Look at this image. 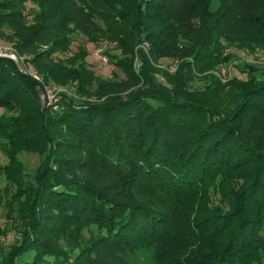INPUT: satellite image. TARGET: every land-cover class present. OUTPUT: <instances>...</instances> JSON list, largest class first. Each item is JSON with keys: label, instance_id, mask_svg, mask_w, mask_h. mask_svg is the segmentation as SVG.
Wrapping results in <instances>:
<instances>
[{"label": "trees", "instance_id": "obj_1", "mask_svg": "<svg viewBox=\"0 0 264 264\" xmlns=\"http://www.w3.org/2000/svg\"><path fill=\"white\" fill-rule=\"evenodd\" d=\"M6 28L45 83L77 84L40 106L38 81L0 57V202L17 219L0 264H264V65L203 89L146 72L122 95L126 79L72 51L78 32L145 61L147 41L203 72L230 46L264 53V0H0Z\"/></svg>", "mask_w": 264, "mask_h": 264}, {"label": "rangeland", "instance_id": "obj_2", "mask_svg": "<svg viewBox=\"0 0 264 264\" xmlns=\"http://www.w3.org/2000/svg\"><path fill=\"white\" fill-rule=\"evenodd\" d=\"M30 5V3L28 4ZM6 35H0V49L2 53L0 57L10 58L14 61L15 65L20 72L29 74L39 83L37 86L40 96V106L50 107L54 105V102L60 96L61 93H72L75 90L76 82L65 80H51L49 83H45L43 75L39 73L36 65L29 61L26 57V53L21 51L15 46L13 38L10 37V31L6 28ZM79 46H83L87 49L88 55L86 61L96 75L101 76L111 82L126 79L127 81L120 86L121 93L128 94L137 88L144 87L143 75L148 73L158 78L160 81L165 82L166 85L171 86L177 84L183 77V74L190 73L191 76L187 79L189 87L195 89H203L205 85L210 84L211 80L219 79L223 83H227L234 79L235 76H245L241 73L244 65L249 63L263 64L264 65V53L260 50L251 51L245 48L228 47L226 51L231 57L221 64L216 65L213 68L199 71L197 68L185 67V61L187 57L182 56H162L155 58L150 52V43L144 41L140 46L146 52L145 61H142L140 57L132 50L131 45L128 42L121 43L119 39H107L102 38L97 41H91L87 35L83 33H75L74 41L72 44V51H76ZM14 55L15 58H11ZM123 58L125 62H120L122 68L116 63L118 59ZM133 58V59H132ZM132 60V62H131ZM122 70H128V74ZM3 108H0V116L3 114ZM17 112H9L7 115H15ZM2 139L0 140V142ZM23 159L28 162L27 166L33 168L36 166L38 155L34 153H23ZM9 163L8 157L4 154V151L0 143V165ZM7 183L0 178V194L5 193ZM5 200V199H4ZM6 203V202H5ZM5 203L0 202V227L4 229L9 226L10 223L16 224L17 219L8 220L5 207ZM0 228V247L8 248L14 242L16 243V232L14 229H7V232H3ZM144 258L148 259V253L141 254Z\"/></svg>", "mask_w": 264, "mask_h": 264}, {"label": "built area", "instance_id": "obj_3", "mask_svg": "<svg viewBox=\"0 0 264 264\" xmlns=\"http://www.w3.org/2000/svg\"><path fill=\"white\" fill-rule=\"evenodd\" d=\"M1 55H4V54L2 53V49H0V56H1ZM11 58H15L14 55H11Z\"/></svg>", "mask_w": 264, "mask_h": 264}]
</instances>
